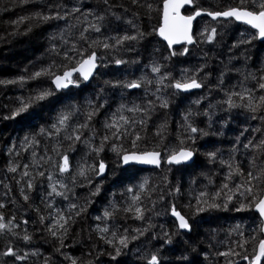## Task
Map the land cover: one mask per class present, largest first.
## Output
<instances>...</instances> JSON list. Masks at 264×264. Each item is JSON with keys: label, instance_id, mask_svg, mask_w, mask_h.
Listing matches in <instances>:
<instances>
[{"label": "snow or ice", "instance_id": "1", "mask_svg": "<svg viewBox=\"0 0 264 264\" xmlns=\"http://www.w3.org/2000/svg\"><path fill=\"white\" fill-rule=\"evenodd\" d=\"M21 2L29 4L33 0ZM100 4L103 7H99ZM117 9L121 11L117 12ZM153 13L159 17L158 25L151 24ZM197 18H210L211 21L217 22L218 26L205 23L202 29L194 31V21H197ZM50 21H63L64 27L58 28L48 37L46 53L49 62L41 64L31 72L25 68L24 74L14 79H0V85L3 86L23 87L29 82H37L41 86L27 97H17L15 106L8 108L5 105L8 110L7 114L0 116L2 120L15 121L17 118L34 116V109L44 101L70 86L79 88L82 83L98 75L97 70L100 67H107L108 64L117 67L139 64L140 60H126L120 54L137 51L136 45H141L149 37L158 36L166 42L168 54L161 56L159 60L153 58L149 64L144 65L146 69H150L151 77L142 73L133 79L125 77L104 81V85L109 89L142 90L143 96L140 97V103L134 100L128 102L125 101L122 91L121 102L105 117L101 130H97L94 122L100 123L97 117L109 105L103 87L97 92L95 100L87 101L85 109L82 110L78 104H69L57 113L53 122L41 125L37 131L22 138L21 147L24 151L32 149L31 162L21 165L10 160L7 173L16 174L19 171V179L15 176L13 179L20 185L18 191L23 201L21 207L26 206L36 213L39 224L55 241V246L47 255L38 248L32 251L18 250L14 241H20L25 246L32 244L33 234L29 233L26 227L29 220L22 219L17 222L15 214L6 217L0 212V235L7 234L10 237L4 250L0 251V264H29L30 261L31 264H40L41 261L42 264H98L102 256L108 257V264H125L123 258L132 251L130 245L135 247L138 260L142 264H196L195 257L201 253L208 264H220L218 258H224L223 264H240V261H246L247 264H264V62L253 71L248 63L251 56L247 51L255 41L264 42V0H239L237 5L224 9L205 7L202 0H157L155 7L151 0H127V4L98 0L96 9L87 10H83L82 0H78V3L71 7L54 2L47 6V12L34 11L11 21L13 31L9 34L28 35L34 27ZM143 22L148 23L150 31L143 26ZM232 23L244 25L245 29L239 33L237 40L227 46V62L220 61L223 68L217 77L216 90L222 92L224 98L215 105L209 103L203 112L187 109L182 115V131L176 136L178 143L175 146L166 148L164 144L168 133V122L164 120L156 126L155 146L151 150H141L140 143L146 142L149 121L157 109H168L171 98L179 93L205 87L204 81L208 78V74L200 77V73L208 67L207 52L203 53V64L198 65L191 74L188 69H182L178 79L171 72L162 71L166 68L164 62L174 57L191 55L190 49L185 45L199 47L201 44H218V37L223 40V30L228 29ZM21 25H25L23 33L20 31ZM121 25L127 27L121 28ZM178 44L182 46L181 49H174V45ZM159 51V48L154 49V53ZM238 64L242 66L237 67ZM230 73L242 79L225 88V77ZM45 82L51 86H43ZM203 99L205 98L201 97L193 103L200 105ZM213 108L228 113L241 109L251 120L260 122V127L251 129L252 132L260 134L258 137L241 143L240 136L244 135V132H241L231 148L229 159L219 160L221 165L228 168L226 180L232 181L235 176L241 182L233 184L232 187L226 182L214 193L201 191L193 197L195 204L189 200L184 206L191 212L190 216L177 210L174 203L171 204L168 211L174 218V231L157 234L154 231L156 225L151 222L149 215L156 207L157 201L152 199V194L157 188L151 187L149 180L144 178L139 184L128 186L119 193L122 203L116 200V193H113V199L102 214L94 217L97 223L91 232L96 233L97 242L93 243L87 252L81 250V254L77 256L64 251L65 248L75 246L74 243L66 244V241L78 219L87 214L93 203L92 197L101 193L102 183L94 181L98 177L106 178V173L110 170V165L102 154L111 152L115 157L112 166L124 172L135 170L138 165H153L159 168L164 149L166 151L163 158L166 164L187 165L196 155L197 150L193 146L197 140L210 134L195 125L194 117H207L210 128L215 114ZM80 116L83 117L82 120L78 119ZM41 137L49 141L55 140V143L51 149L45 146L43 154L38 156L36 149L40 147ZM78 144H83L87 149L85 156L91 158L92 163L84 160L72 171L68 153L75 151ZM15 147L13 144L9 149L10 154ZM240 147L245 150L243 161L238 160L235 155ZM218 154L219 149L207 151L205 156L209 163H215ZM16 155L19 156V153ZM0 184L7 190L6 196L12 192L9 184L3 180H0ZM77 188H88L90 191L87 196L80 198L76 192ZM37 189H42L38 198L43 204V210L40 206L30 203L33 200L32 193ZM167 195L178 198L181 195L180 187L172 188ZM56 198L68 202L66 210L56 207ZM79 199H82L83 203L77 202ZM158 199H165L163 192ZM145 200L151 202V208L146 205ZM8 203L15 205L17 200L10 198ZM6 207L7 204L0 201V209ZM229 210L254 211L258 214L259 222L253 229L257 234L245 236V233L239 230V225H236L229 232V236L236 232L238 239L233 242L234 246L230 245L226 251L213 253L211 240L206 249L200 248L199 251V245L185 242L186 247L179 256L174 260L165 259V248L173 245L175 237L194 232L195 217L212 211ZM118 218L139 221L140 226L130 228L119 225L116 223ZM21 225L25 226L22 232ZM91 232L89 241L92 240ZM142 238L147 241L148 246L136 247L137 242H142ZM152 241H158L159 246L152 244ZM99 242H103L105 247L100 249ZM249 245L252 247L251 253L248 251ZM192 254L195 255L190 259ZM93 255V259H88Z\"/></svg>", "mask_w": 264, "mask_h": 264}, {"label": "trees", "instance_id": "2", "mask_svg": "<svg viewBox=\"0 0 264 264\" xmlns=\"http://www.w3.org/2000/svg\"><path fill=\"white\" fill-rule=\"evenodd\" d=\"M54 2H60L67 4L71 7L73 4L78 3V0H33L32 3L22 4L21 0H0V79H14L23 73L25 68L29 72L36 68H39L41 64L49 62V56L46 53L48 48V37L52 33L56 32L58 28L64 27L63 21H50L43 23L39 27H34L33 31L28 35L18 34L10 35L13 31L11 21L16 20L18 17L27 15L34 11L43 10L47 12V6ZM115 4L125 3L127 0H112ZM154 7L157 0H151ZM205 7L211 6L212 8L224 9L228 6H235L239 3V0H202ZM83 10L88 8L96 9L98 7V0H82ZM99 7H103L102 4ZM121 11L117 9V12ZM158 19L156 13H153L152 25H158ZM205 23H211L217 25V22H213L210 18H199L195 24V31L202 29ZM143 26L149 31L151 30L147 22H143ZM127 27L121 25V28ZM25 25L20 26V31L23 33ZM245 26L238 23L230 24L229 28L223 30L225 32L223 40L218 37V44L208 45L201 44L199 47L192 45H185L190 49L191 55L186 57H174L170 61L164 62L166 68L162 71L171 72L175 78H180L181 70L188 69L189 74L196 69L200 64L204 63L203 53H208L207 64L208 67L204 72L200 73V77L203 78L208 74V78L204 81L205 87L196 90L192 93H179L177 96L171 98V103L168 109H157L153 114L152 120L149 121L147 140L140 143L141 150H151L157 140L154 137L156 126L162 121L168 122L167 139L164 141L166 148L175 146L178 141L176 136L180 129V123L182 122V115L187 109H191L193 112H203L209 103L213 105L217 101L223 99V93L216 90L217 77L223 65L221 60L227 62V46L231 45L238 39L239 33L244 31ZM182 47V46H181ZM181 47L174 48L176 50ZM159 48V52L154 53V49ZM137 51L125 52L120 55L126 60L138 59L139 64L136 65H121L117 67L114 64H108L107 67H100L98 69V75L88 82L81 84L79 88L71 86L68 90H63L56 93L55 96L44 101L41 106L34 109L35 115L26 118H17L15 121H5L0 119V180L9 184L12 188V192L7 191L2 184H0V201L5 202L7 207L0 209L6 217H11L13 214L17 217V222L22 219H28L29 224L26 226L29 233L33 234V241L31 245L25 246L20 241H14L16 248L21 251H32L39 249L45 255L50 253L54 246L55 241L48 235L44 228L39 224L36 213L31 208L21 207L23 204L22 199L19 197V187L13 176L19 179V171L16 174L7 173V165L10 160L20 163L31 162V151H24L21 147V140L27 134L31 135L37 131L41 125H47L54 121L57 113L65 108L69 104H78L82 110L86 108L88 100H95L97 92L103 87L105 88V96L109 101V105L106 109L102 110L97 120L100 123H95L97 130H101V124L105 117L114 111L118 104L121 102V92L124 93L125 101H136L140 103V97L143 96L142 90H121V89H109L104 85L105 80H112L116 78H129L133 79L139 77L142 73H146L151 77L150 69H146L144 65L149 64L153 58L159 60L161 56L167 55L166 45L159 39L158 36L149 37L147 41L141 45H136ZM243 49H241L242 51ZM248 54L251 56V60L248 61L252 70L261 66L264 62V42L255 41L251 47L247 49ZM242 66L238 64L237 67ZM238 79L234 73H230L225 77V88L232 84H236ZM37 82H29L23 87L19 85H0V116L7 114V108L15 106L17 97H27L34 89L39 87ZM43 86H51L48 82H45ZM171 91V90H169ZM204 97L200 105H196L193 101ZM211 127L209 128L208 118L200 115L194 117V123L200 128H204L210 134L208 136L201 137L197 140L193 146L197 152L195 155V162L192 165H167L163 162V165L159 169L139 168L135 167V170L124 172L120 169H114L112 161L115 159L111 152L102 154L110 165V170L106 173V178H96L94 183H102V189L100 195L92 197L93 203L88 208L87 214L78 219L77 224L74 226L69 239L66 244H75L73 248H65L64 251H68L71 254L79 256L81 250L87 252L88 248L96 243V233L91 232V229L95 227L96 221L94 217L101 215L104 208L108 206L109 201L113 199L112 194L116 193V200L123 202L119 196V193L124 191L128 186L136 185L142 182L144 178L149 180L151 187H156L157 191L152 194V199L156 200V207L153 212L149 213L151 216V222L156 225L154 231L157 234L162 232L174 231L173 220L170 212L168 211L171 204H175L177 210H181L186 215H191V212L184 206L192 201L195 204L193 197L199 195L201 191H207L214 193L221 188L224 183H229L232 187L233 184L241 182L239 178L233 177L232 181H227L226 176L228 174V168L226 165L219 163L220 159L228 160L231 154V148L236 141V138L240 136L241 132H244L243 136H240L241 143H246L247 139L258 137L260 134L252 132L251 129L260 127L259 121H253L249 118V115L241 109H234L230 113L224 112L219 108H213ZM78 119H83L82 116ZM248 131H244L245 129ZM40 139V147L36 149L37 155L43 154V149L47 146L51 149L55 140L49 141L46 138ZM13 144L16 145L15 149L9 153V149ZM127 146V145H126ZM219 149L217 161L215 163H209L206 159L205 153L207 151H214ZM87 149L83 144H78L75 151L68 153L70 169L75 170L79 163L87 160L88 163H92V159L85 156ZM166 149L162 150L165 155ZM19 153V156L16 155ZM50 155H53L49 152ZM238 160L243 161L245 159V150L240 147L238 153L235 154ZM53 158L56 157L53 155ZM47 167V165H45ZM170 169V170H169ZM55 171V169H51ZM22 171V169H21ZM7 176V179L5 177ZM165 177L167 178L165 180ZM179 186L181 189V195L178 198L168 196L167 193L172 188ZM42 189H37L32 193L33 200L30 202L33 206H40L43 210V204H41L38 195ZM90 189L77 188L76 192L78 197L82 198L88 195ZM227 191V190H225ZM163 192L165 199L159 201L158 197ZM10 198H15L17 204L13 205L8 203ZM77 202L83 203L82 199ZM67 201H61L60 198H56V207L65 209L67 208ZM146 205L151 208V202L145 200ZM230 205V209H231ZM158 213V214H157ZM47 214L46 212L44 213ZM54 214V210H53ZM195 230L190 235H183L174 238V243L171 246H167L163 253L166 260H174L180 255L186 247L185 242L188 244L199 245L200 248L206 249L210 240L215 251H226L228 247L234 246L233 242L238 239L236 232H232L229 236V232L239 225V230L245 233V236L256 235L253 231L258 225V214L254 211L235 212L229 211H212L209 213H203L200 216L195 217ZM35 222V223H34ZM119 225L128 226L130 228L140 226L139 221H133L128 219L127 221L118 218L116 221ZM163 226V227H161ZM25 226L21 225L20 231H23ZM91 232L92 240H88L89 233ZM79 234V235H78ZM10 240L7 234L0 235V251L4 250L5 244ZM152 244L159 246L158 241H152ZM147 241L142 238V242H137L136 247H147ZM105 246L103 242H99V248L102 249ZM132 251H129L123 258L125 264H142L138 260V254L135 251V247L130 245ZM173 250H175L173 252ZM238 251L240 249H237ZM248 251L251 253L252 247L248 246ZM187 254V253H186ZM95 255V254H94ZM88 257V259H93ZM195 254L190 255V259ZM214 258V257H213ZM54 259H56L54 257ZM220 264H223L224 258H218ZM239 259V258H236ZM196 264H208L203 259V253L195 257ZM20 264V262H17ZM31 264V261L29 262ZM42 264V261L40 262ZM67 264V262H65ZM98 264H108V257H100ZM241 264H247L243 261Z\"/></svg>", "mask_w": 264, "mask_h": 264}, {"label": "water", "instance_id": "3", "mask_svg": "<svg viewBox=\"0 0 264 264\" xmlns=\"http://www.w3.org/2000/svg\"><path fill=\"white\" fill-rule=\"evenodd\" d=\"M199 18H197V20H198ZM195 23H196V21H194V28H195ZM159 39L166 45V42H164L160 37H159ZM178 47H181V45H174V48H178ZM98 71V70H97ZM95 77V76H94ZM93 79V78H92ZM91 79V80H92ZM90 80V81H91ZM71 87V86H70ZM69 87V88H70ZM68 88V89H69ZM68 89H65V90H68ZM196 90H199V89H193V90H191L190 92H193V91H196ZM184 93H189V92H184ZM195 162V156H194V158H193V160L192 161H190L186 166H189V165H192L193 163ZM162 163H163V160H161V166H162ZM168 165V164H167ZM161 166L159 167V168H161ZM135 167H139V168H149V169H159V168H156L155 166H153V165H138V166H135ZM243 261H240V264L242 263Z\"/></svg>", "mask_w": 264, "mask_h": 264}, {"label": "flooded vegetation", "instance_id": "4", "mask_svg": "<svg viewBox=\"0 0 264 264\" xmlns=\"http://www.w3.org/2000/svg\"><path fill=\"white\" fill-rule=\"evenodd\" d=\"M197 21H198V20H197ZM197 21H196V22H197ZM195 24H196V23H195ZM194 31H195V28H194ZM98 69H99V68H98ZM193 92H194V91H193ZM189 93H192V92H189ZM163 157H164V155H163V153H162V160H163V162H165ZM185 166H186V165H185Z\"/></svg>", "mask_w": 264, "mask_h": 264}]
</instances>
